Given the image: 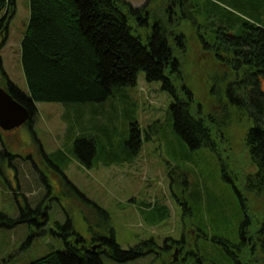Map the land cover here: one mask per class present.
Here are the masks:
<instances>
[{
    "label": "rangeland",
    "instance_id": "374dc122",
    "mask_svg": "<svg viewBox=\"0 0 264 264\" xmlns=\"http://www.w3.org/2000/svg\"><path fill=\"white\" fill-rule=\"evenodd\" d=\"M125 1L135 7L149 1L151 18L181 37V43L171 39L180 62L181 82L191 90L203 113L213 118L216 152L208 147L191 149L176 134L170 114V94L162 90L161 82L149 83L144 72H140L135 86L121 90L101 104L39 103L34 134L26 124L12 131H1L0 211L14 219L21 218V209H35L44 198L46 204H42L40 211L45 214L38 219V226L28 217L12 228H0V264H28L52 250H64L65 240L74 238L71 229L63 227L68 219L72 221L73 233L89 244L94 237L90 229L93 225L95 233L109 235L108 230H113L123 249L152 241L151 247L158 250L165 239L172 247L162 256L155 257L150 251L124 264H171L174 243L182 236L192 246L199 240L200 251L209 247L212 256L230 264L211 241L212 236H218L235 242L236 236H232L238 231V196L223 178L224 172L247 199L251 227L246 234L252 239L243 248V261L264 264V197L245 190L247 178L257 172L245 141L253 122L225 97V89L235 81L236 71L219 55L231 58L230 51L218 43L221 34L214 30V24L229 12L234 14L232 20L241 16L264 27V0H186L185 7L193 21L181 15L179 0ZM15 3L8 38L3 43L0 37V56L4 72L27 92L21 42L30 19V2L15 0ZM4 85L0 66V87ZM77 116L82 118L79 125ZM134 121L142 136L139 155L132 161L107 165L102 146L105 137L98 129L108 128L118 149ZM83 127L91 129L89 139L100 137L98 158L92 167L83 165L73 153L72 141ZM69 129L73 130L74 139L70 138ZM82 148L89 156L87 145ZM4 150L6 154L1 155ZM58 150H64L69 162L56 171L46 155ZM53 159L58 160V155ZM83 197L108 212L111 220L107 232L97 227L98 216L82 201ZM197 225L208 234L206 243L204 238H198ZM193 249L197 251V247ZM102 258L104 264H121L106 255ZM201 260L202 264L219 262L215 258L207 263ZM173 264H195V260Z\"/></svg>",
    "mask_w": 264,
    "mask_h": 264
},
{
    "label": "trees",
    "instance_id": "16d2710c",
    "mask_svg": "<svg viewBox=\"0 0 264 264\" xmlns=\"http://www.w3.org/2000/svg\"><path fill=\"white\" fill-rule=\"evenodd\" d=\"M29 2L30 19L21 42V61L28 91L24 92L10 80L2 67L1 56L0 66L5 79L2 88L29 110L31 118L26 125L33 134L39 103H61L66 106L101 104L121 90L135 86L140 72H144L149 83L161 82L162 90L170 94V114L176 134L191 149L208 147L216 152L213 118L203 113L191 90L181 82L180 62L171 43V39L180 42L181 37L169 32L159 20L151 18L149 1L141 7H135L125 0ZM185 2L186 0H179L181 15L193 21ZM15 5V0H0V37L3 38V43L8 38ZM211 12L217 15L214 10ZM233 15L229 12V15L219 18L216 24L213 23L215 32L221 34L219 42L226 49H231L236 60V79L227 85L225 97L238 112L241 111L252 119L253 126L249 128L245 141L257 172L247 178L245 190L264 197V27L241 16L232 20L230 17ZM172 36L175 38H171ZM80 118L81 116L75 117L78 125L82 120ZM129 125L123 146L118 149L110 130L106 127L98 129L100 135L105 137L102 146L104 145L107 155V165L132 161L139 155L142 146L141 132L136 121ZM80 130V134L72 141L73 153L83 165L92 167L98 158L100 137L89 139L91 129L83 127ZM69 131L70 138L74 139L71 133L73 130ZM84 145L90 149L89 156L83 153ZM3 154H6V150L1 153ZM56 155L59 161L51 160ZM47 157L56 171L69 162L64 150H58ZM223 178L232 185L238 196L240 218L238 231L232 237L236 236L233 240L239 243L218 236H212L211 241L218 245L222 250V257L230 264H235L236 260L231 257L232 249L236 250L234 254L237 259L245 264L244 251L239 249L243 243L238 235L241 237L242 232H248L251 227V224L246 226L247 220L243 221L246 214H249L247 199L225 172ZM42 180L48 183L46 177L43 176ZM76 192L80 194L78 190ZM82 201L98 216L97 227L107 232L111 220L108 212L89 199L84 198ZM187 211L190 212L188 208ZM30 216L29 208L21 209V218L17 219L0 211V228H12L24 223ZM59 227L62 228L61 225ZM63 227L71 229L74 234L73 239L65 240V249L52 250L28 264H104L103 255L124 264L140 259L144 256V251L153 245L152 241H146L130 249H123L113 230H108L109 235L95 233L91 225L94 237L90 244L96 246L98 243L102 247L94 251L85 238L73 233L70 219ZM204 228L208 230L206 225ZM201 230L204 235L202 240L206 243L209 241L208 234ZM104 246L106 250H103ZM208 248L205 246L200 251L197 246L204 262L215 258L226 264L221 257L212 256Z\"/></svg>",
    "mask_w": 264,
    "mask_h": 264
},
{
    "label": "flooded vegetation",
    "instance_id": "af4514ba",
    "mask_svg": "<svg viewBox=\"0 0 264 264\" xmlns=\"http://www.w3.org/2000/svg\"><path fill=\"white\" fill-rule=\"evenodd\" d=\"M218 43L220 45H224V44H222L221 41L220 42L218 41ZM228 50L230 51V56H229V57H231L230 59L226 58L224 56V54H222V55L219 54V55L221 56L222 59H224L226 61V64L229 63V65L232 67V69L235 70L236 60H235V58L233 56V52L231 53V49L228 48ZM263 84H264V81H263L262 85ZM46 156H48V155H46ZM43 199H42V201L40 203H37L38 204L37 205V208L32 209V208L28 207L30 209V214H31V216L29 217L30 218L29 220H31V222L35 223L37 226L40 224L39 221H38V219H40L45 214L43 211H40L42 204H46V201L44 202ZM51 203H52V201L50 203H48L49 205H47V206H50ZM47 208H49V207H47ZM245 217L246 218H244L243 221H246L247 220L248 223H247L246 226L249 227L248 225L251 224L250 218H249V216L247 214H246ZM197 230L199 232L198 233V238L199 239L203 238V236H204L203 235V231L199 228L198 225H197ZM191 233L194 234V232H191ZM246 233H247V230H245L244 232H242L241 237L238 235L239 239L243 243V244L240 245V248L239 249H243L244 248V250H245L246 243H249L251 241V239H252V237H249L248 238V236H247ZM198 241L196 243H194L193 246L188 243V241L185 239L184 236H182L180 240H177L176 242L174 241L175 242L174 243L175 244L174 245V252H173L174 254H173V259H172L171 264H173L174 262L176 263L178 261H187L189 259H194L196 264H202V260H201L202 258L200 257V255L198 253V249H197L196 252L193 249V248H196L198 246ZM152 244H153V242H152ZM103 248H104L103 250H106V247L105 246ZM171 248H172L171 245H169L167 239H165L163 241V246L162 247H158V250H156V248L151 247L150 249L144 251V255H147L151 251V253L154 254L155 257L156 256H162L164 252L166 254V252L169 251ZM234 252H236V250L235 249H232V253L233 254H231V257L232 256L235 257V259H236V260H234L235 261V264H242L241 260L237 259L236 254H234Z\"/></svg>",
    "mask_w": 264,
    "mask_h": 264
},
{
    "label": "water",
    "instance_id": "95a60500",
    "mask_svg": "<svg viewBox=\"0 0 264 264\" xmlns=\"http://www.w3.org/2000/svg\"><path fill=\"white\" fill-rule=\"evenodd\" d=\"M31 118L29 110L17 102L4 88L0 87V130L12 131L27 124ZM97 244L92 247L96 250Z\"/></svg>",
    "mask_w": 264,
    "mask_h": 264
}]
</instances>
